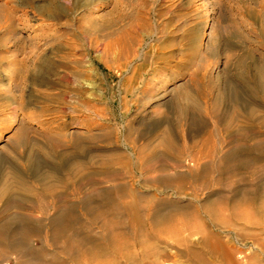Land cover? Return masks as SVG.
<instances>
[{
    "label": "rangeland",
    "instance_id": "1",
    "mask_svg": "<svg viewBox=\"0 0 264 264\" xmlns=\"http://www.w3.org/2000/svg\"><path fill=\"white\" fill-rule=\"evenodd\" d=\"M37 23V48L16 51ZM120 36L140 56L124 70ZM3 37L0 264H228L206 231L234 264H264V226L247 225L264 220V0H0ZM226 155L231 174L198 177ZM147 160L185 175L182 191ZM129 191L142 227L123 211Z\"/></svg>",
    "mask_w": 264,
    "mask_h": 264
},
{
    "label": "bare ground",
    "instance_id": "2",
    "mask_svg": "<svg viewBox=\"0 0 264 264\" xmlns=\"http://www.w3.org/2000/svg\"><path fill=\"white\" fill-rule=\"evenodd\" d=\"M93 1V0H90ZM87 2V1H86ZM95 8L91 7L89 8V11L92 12L94 11ZM38 25V23L36 24ZM34 25H27V24H23L22 25V33L18 36V38L16 39V42L14 44H16V51H18L21 48L20 45L23 44H27L28 47H31L32 49H36L37 47L36 44L37 42V36L36 33L38 30L37 27H39L41 24H39L38 26ZM123 36H120L119 39H117L115 42H112V47H113V54L112 57L113 59L116 61V58L118 57V59L120 57L123 56V58L126 59V61L123 64H120L118 67H120L121 69H125L127 68V59L132 56H136L135 54V50L133 49V42L131 40V38H122ZM6 39V37H3L2 40L0 41L1 43H3ZM6 43V42H5ZM6 45V44H5ZM156 46H153V49ZM97 48H99L97 46ZM99 50V49H98ZM27 53V52H26ZM140 56H136V58H139ZM37 58V56H36ZM21 63L24 62V60L20 61ZM17 65V63H15ZM14 68V64L13 63H8L6 65V70L7 72L11 71V69ZM158 68L157 65L154 64V66L151 68L152 70H156ZM138 71V69H135V72ZM150 81V80H149ZM146 80L144 78H140L138 81V85H143L145 84ZM143 88V87H142ZM10 95H12V93L14 92L13 90L8 91ZM20 99V97L18 98ZM17 99V100H18ZM11 101H15V98H13ZM22 105L21 100L18 103V106ZM21 108V107H20ZM18 108V109H20ZM1 141V138H0ZM163 142H161V145H164L166 143L165 139L163 138L162 140ZM169 145V144H168ZM150 147L147 146L146 149H148ZM1 149V147H0ZM152 160H147L146 164H147V171H153V172H158L160 175L158 176H153L152 180L157 181V182H161L163 183V185H172L174 186L175 190H178V192L182 191L181 187H177L176 186V181L179 180H183L186 176L185 175H181L180 173L174 175V176H169L170 174H168V169L166 168H162V167H154V165H152ZM181 162V161H180ZM234 162L235 160L233 159L232 155H226L224 156L221 161L219 162V166L218 167H212V166H205L202 171L199 173L198 177H201L203 180L207 179L208 176L210 175V172L212 171V169L218 171L219 174H231L233 172L234 169ZM181 163H179V161H177V165L175 166V168L173 169H181ZM167 171V172H166ZM166 172V175H163V173ZM128 194H130V196H132V200L127 203L126 205H124L123 207V211L126 212V214L128 215L130 222L134 225H136L137 227H142L144 225V221L141 218L140 215V208H139V204L136 202V198L138 199V196H134L132 192H128ZM219 211H224L226 208L223 206H220ZM260 209L264 210V205L262 204ZM231 213L230 215H232L231 217H234L236 219H242L243 216L237 211V208L235 206H233L231 209ZM219 212V213H220ZM69 211L68 209L64 208V207H60L59 208V212L58 214L54 217V226L52 227L53 230H57L60 232H64L66 231L68 228V220H69ZM247 214V213H246ZM252 225V226H259V225H263L264 226V220L259 222L256 220L255 222H247V225ZM221 229L224 228H230V225L226 222V221H222L221 223L217 224ZM16 231H18V229L16 228L14 230V233H16ZM184 233L187 232V237L189 236H195L196 234H198L199 232H191L190 230H184ZM202 241L205 245V247L208 249L209 255H220L222 257V259L228 263V264H234L233 263V259H232V255L233 252L231 249L225 247V245L223 244V242L220 240V238L218 236H214L213 234H211V231H206V232H202ZM185 239H187L186 237L182 238V239H174V242L182 245L181 242H185ZM259 245V244H258ZM261 246V244H260ZM189 258L193 261H196L197 259L202 260L203 257L200 256L199 254L195 253L194 251H191L190 249L186 248L185 249ZM264 250V249H263Z\"/></svg>",
    "mask_w": 264,
    "mask_h": 264
}]
</instances>
